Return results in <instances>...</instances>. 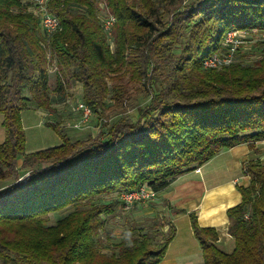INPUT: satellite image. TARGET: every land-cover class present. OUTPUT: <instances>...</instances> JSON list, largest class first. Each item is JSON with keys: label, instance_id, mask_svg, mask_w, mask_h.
I'll return each mask as SVG.
<instances>
[{"label": "trees", "instance_id": "16d2710c", "mask_svg": "<svg viewBox=\"0 0 264 264\" xmlns=\"http://www.w3.org/2000/svg\"><path fill=\"white\" fill-rule=\"evenodd\" d=\"M106 6L102 18L96 0H49L59 29L47 35L39 13L23 0H0L6 134L0 144V264H159L176 235L174 223L161 242L150 229L125 230L106 252L102 216L121 203L94 198L144 184L160 192L221 150L264 139V52L253 57L240 49L227 66H204L225 50L229 31L264 32V0H106ZM50 64L59 93L82 83V101L101 129L73 139L46 122L62 144L27 152L22 111L50 107ZM140 93L150 101L130 104ZM129 104L136 115L122 111L107 120ZM22 173L28 176L20 181ZM244 173L251 180L237 187L242 201L227 209L232 252L217 245L215 227H202L189 213L201 264H264V160L245 162ZM71 206L49 224L51 213Z\"/></svg>", "mask_w": 264, "mask_h": 264}, {"label": "rangeland", "instance_id": "374dc122", "mask_svg": "<svg viewBox=\"0 0 264 264\" xmlns=\"http://www.w3.org/2000/svg\"><path fill=\"white\" fill-rule=\"evenodd\" d=\"M23 1L30 9L39 13L41 5L40 1L42 0ZM186 1L190 2L191 0ZM96 6L99 11V15H101L102 18H106L108 16L106 0H96ZM240 31L241 32L235 36L238 41H244L240 43V52L245 54L250 53L253 57H259L264 52V32L256 29H241ZM49 66L50 107L47 110L29 108L22 111V120L27 137V152H34L62 144L63 140L61 136L51 126L47 125L46 122H53L54 124H57L63 133H67L73 139L85 138L88 135L95 136L101 129L99 126L98 116L94 114L91 116L89 121H81L82 113L81 110L78 109V105L83 102L82 83L77 82L74 86L67 87L64 92L59 93L56 88V69L53 68V64H50ZM130 87H133V85H130ZM112 96L113 95L111 94L108 97V102H110V97ZM149 101L150 97H145L142 93L133 94L130 99V104L133 103L137 106H144ZM130 104L126 105L124 109L125 111L121 109L115 113H109L107 120L110 121L116 118L117 113L120 112H124V114L128 116L136 115L137 110L132 108ZM40 120L45 123L42 122L39 124ZM259 145L260 147H263V151H259L263 154L264 144ZM27 176V173H22L19 180H24ZM120 194L121 192L106 194L101 197H95L94 201H115L117 199L120 201ZM73 209L74 207L71 206L61 211L51 213L49 215V224L54 223L57 219L66 215ZM174 211V208H172L166 201L159 199L158 197L135 204L130 208H126L122 204H118L113 213L103 214L102 216L105 219V225L99 230L100 244L103 246L104 251L111 252L115 249V245L121 240L125 230H131L130 232L134 235L141 229H146V231L150 229L151 231L157 233V240L161 242L163 240V233L169 229L168 224L171 222V215L174 214ZM173 222L177 225L180 234L178 240H176L171 247L169 254L176 255L182 251L186 252L183 256L176 257L175 260L177 264L203 263L204 256L199 240L191 234V240L183 243V238H187V233L190 230L189 218L187 216L180 215V217ZM155 223H159V226H156ZM192 241H195V243L198 242L199 245H197L193 253L189 254L187 252L189 250H193ZM181 244L187 245V248L183 249Z\"/></svg>", "mask_w": 264, "mask_h": 264}, {"label": "crops", "instance_id": "0c3cea01", "mask_svg": "<svg viewBox=\"0 0 264 264\" xmlns=\"http://www.w3.org/2000/svg\"><path fill=\"white\" fill-rule=\"evenodd\" d=\"M2 120L3 115L0 113V144L4 142L6 136ZM42 122L44 121L40 120L39 124ZM262 148L256 142L253 147L245 142L223 149L201 165L200 172L196 169L187 171L158 192L156 197L166 201L175 210L171 215V222L176 221L180 215L187 216L190 220V230L187 238H183V243L191 240V234L195 236L189 215L190 212H195L202 227H215L218 230L219 238L216 243L222 250L226 252L234 250L235 240L228 231L230 221L227 209L242 201V195L237 187L247 186L251 180V176L244 173V163L254 159L263 160L264 153L259 152ZM180 210L184 211L179 212ZM175 227L176 235L159 264H177L176 257L186 253L182 251L176 255L169 254L180 234L177 225ZM192 244L193 250H189L187 252L189 254L199 245L195 241H192ZM182 248L186 249L187 245H182Z\"/></svg>", "mask_w": 264, "mask_h": 264}, {"label": "built area", "instance_id": "2783aa9c", "mask_svg": "<svg viewBox=\"0 0 264 264\" xmlns=\"http://www.w3.org/2000/svg\"><path fill=\"white\" fill-rule=\"evenodd\" d=\"M40 23L41 27L47 35L54 34L59 29V19L57 16L52 14L48 8L47 3L48 0L40 1ZM46 2V3H45ZM114 17H110L105 21L106 29L110 30L113 24ZM240 30H231L225 36V50L221 52L214 53L207 57L204 60L205 67H212V68H222L231 64L237 57V53L241 49V44L244 41H238L235 36L240 33ZM239 42V43H238ZM78 109L81 110V121L87 122L91 118L92 111L91 109L85 105L83 102L79 103ZM258 144H264V139L256 141ZM197 172H200V167L196 169ZM158 192L155 191L151 186L148 184H144L139 188L123 191L120 194V202L126 208H130L135 204L144 202L146 200L154 199L157 196Z\"/></svg>", "mask_w": 264, "mask_h": 264}]
</instances>
